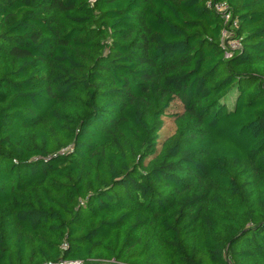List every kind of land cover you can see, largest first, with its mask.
Returning <instances> with one entry per match:
<instances>
[{"label":"trees","instance_id":"obj_1","mask_svg":"<svg viewBox=\"0 0 264 264\" xmlns=\"http://www.w3.org/2000/svg\"><path fill=\"white\" fill-rule=\"evenodd\" d=\"M61 260L264 264V0H0V264Z\"/></svg>","mask_w":264,"mask_h":264},{"label":"built area","instance_id":"obj_2","mask_svg":"<svg viewBox=\"0 0 264 264\" xmlns=\"http://www.w3.org/2000/svg\"><path fill=\"white\" fill-rule=\"evenodd\" d=\"M208 6L211 7V8H214L217 12L219 13H222L224 14L225 16V19H226V23L228 22H231V14L229 13V7L226 3H217V4H212L211 2L208 3ZM232 28H237L238 27V20H235V21H232ZM222 36L224 39H228L230 37H233V34L232 33H229L227 29H224L222 31ZM225 47H227V51L225 53L226 57L227 58H230L232 56V53L229 51L232 50V51H235V50H238L241 48V43L239 41H235L232 39H230L228 41V43H224ZM67 245H65L64 247H66ZM108 263H114V264H123V263H119L115 260H112V261H109V262H103L101 264H108ZM45 264H84L82 261H79V260H61V261H58V262H51V263H45Z\"/></svg>","mask_w":264,"mask_h":264},{"label":"water","instance_id":"obj_3","mask_svg":"<svg viewBox=\"0 0 264 264\" xmlns=\"http://www.w3.org/2000/svg\"><path fill=\"white\" fill-rule=\"evenodd\" d=\"M108 264H114V263H108Z\"/></svg>","mask_w":264,"mask_h":264},{"label":"rangeland","instance_id":"obj_4","mask_svg":"<svg viewBox=\"0 0 264 264\" xmlns=\"http://www.w3.org/2000/svg\"><path fill=\"white\" fill-rule=\"evenodd\" d=\"M166 131H164V134H165Z\"/></svg>","mask_w":264,"mask_h":264}]
</instances>
